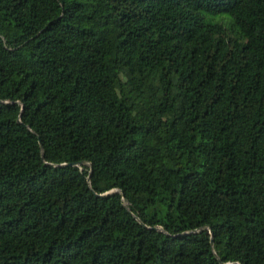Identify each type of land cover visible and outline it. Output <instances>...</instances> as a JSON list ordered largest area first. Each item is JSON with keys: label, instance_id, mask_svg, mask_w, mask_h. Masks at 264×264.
Here are the masks:
<instances>
[{"label": "trees", "instance_id": "trees-1", "mask_svg": "<svg viewBox=\"0 0 264 264\" xmlns=\"http://www.w3.org/2000/svg\"><path fill=\"white\" fill-rule=\"evenodd\" d=\"M0 264H264V0H0Z\"/></svg>", "mask_w": 264, "mask_h": 264}, {"label": "rangeland", "instance_id": "rangeland-1", "mask_svg": "<svg viewBox=\"0 0 264 264\" xmlns=\"http://www.w3.org/2000/svg\"><path fill=\"white\" fill-rule=\"evenodd\" d=\"M209 18H210L211 22H217V21L221 20L222 18H224V16L223 15H217V16H211ZM149 89H150L151 92H155L156 91V89H155V87L153 85H150Z\"/></svg>", "mask_w": 264, "mask_h": 264}, {"label": "water", "instance_id": "water-1", "mask_svg": "<svg viewBox=\"0 0 264 264\" xmlns=\"http://www.w3.org/2000/svg\"><path fill=\"white\" fill-rule=\"evenodd\" d=\"M211 243H212V245H213V241H212Z\"/></svg>", "mask_w": 264, "mask_h": 264}]
</instances>
